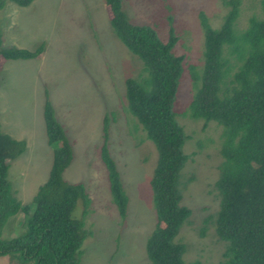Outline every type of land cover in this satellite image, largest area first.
<instances>
[{"label":"rangeland","instance_id":"obj_1","mask_svg":"<svg viewBox=\"0 0 264 264\" xmlns=\"http://www.w3.org/2000/svg\"><path fill=\"white\" fill-rule=\"evenodd\" d=\"M225 1L121 0L128 20L152 27L162 41L172 27L177 37L173 52L184 56L173 109L187 136L183 151L189 159L180 172V188L181 203L191 215L175 240L186 246L185 261L200 264H218L224 251L212 221L203 222L218 209L214 182L222 160V128L215 122L204 126L185 112L199 84L202 23L219 28L230 9ZM238 6L239 30L251 15L264 16L262 0H240ZM110 19L105 0H32L27 6L3 0L2 46L41 50L29 60L0 56V132L25 142L23 152L9 161L7 175L21 204H30L46 182L53 159L42 111L48 101L72 148L62 177L81 183L88 199L79 264H151L145 243L156 222L150 179L157 153L131 115L125 89L126 78L147 86L149 76ZM104 122L108 151L127 196L124 217L118 214L101 158ZM82 203L77 200L74 217H82ZM23 227L18 213L4 223L1 237H13ZM0 264L16 263L0 256Z\"/></svg>","mask_w":264,"mask_h":264},{"label":"trees","instance_id":"obj_2","mask_svg":"<svg viewBox=\"0 0 264 264\" xmlns=\"http://www.w3.org/2000/svg\"><path fill=\"white\" fill-rule=\"evenodd\" d=\"M12 1L27 6L32 0ZM239 1H225L230 9L219 28L202 23V66L195 77L199 84L185 113L203 120L204 126L215 122L222 128V160L214 182L218 209L203 221H212L215 236L224 242L218 264H264V16L251 15L239 30ZM105 2L114 32L141 59L149 76L147 86L135 78L125 79L129 111L157 153L150 179L156 222L146 239V256L151 264H200L185 261L186 246L175 240L191 215L181 203L180 188V172L189 159L183 151L187 136L173 109L184 56L173 52L177 37L172 27L164 42L152 27L130 22L121 0ZM261 7L264 13V0ZM40 52L2 46L0 38L3 58L29 60ZM42 111L53 159L46 182L30 204L17 200L7 175L9 161L23 152L25 142L0 132V256L16 264H79L88 199L81 183L63 179L72 148L48 101ZM107 129L104 122L101 158L118 214L124 217L127 196L108 151ZM77 200L84 205L81 218L72 215ZM18 213L23 214V230L2 238L4 223Z\"/></svg>","mask_w":264,"mask_h":264}]
</instances>
